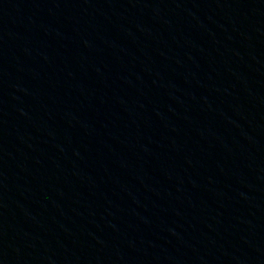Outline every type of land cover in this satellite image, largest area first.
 I'll list each match as a JSON object with an SVG mask.
<instances>
[{
    "label": "water",
    "instance_id": "water-1",
    "mask_svg": "<svg viewBox=\"0 0 264 264\" xmlns=\"http://www.w3.org/2000/svg\"><path fill=\"white\" fill-rule=\"evenodd\" d=\"M0 264H264V0H0Z\"/></svg>",
    "mask_w": 264,
    "mask_h": 264
}]
</instances>
